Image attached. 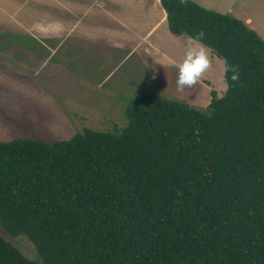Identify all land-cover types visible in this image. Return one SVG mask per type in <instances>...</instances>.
<instances>
[{
  "label": "trees",
  "instance_id": "obj_1",
  "mask_svg": "<svg viewBox=\"0 0 264 264\" xmlns=\"http://www.w3.org/2000/svg\"><path fill=\"white\" fill-rule=\"evenodd\" d=\"M167 30L235 65L205 110L140 93L121 128L0 140V264H264V40L228 13L159 0ZM222 96V98H221Z\"/></svg>",
  "mask_w": 264,
  "mask_h": 264
},
{
  "label": "rangeland",
  "instance_id": "obj_2",
  "mask_svg": "<svg viewBox=\"0 0 264 264\" xmlns=\"http://www.w3.org/2000/svg\"><path fill=\"white\" fill-rule=\"evenodd\" d=\"M64 1L69 9L63 12L57 0H0V140L51 142L83 128H121L123 106L140 93L155 92L200 110L211 93L223 94V60L210 51L211 69L194 86L178 91V69L169 61L182 59L189 37L171 34L165 23L150 30L156 7L146 3L128 10L121 1L100 0L105 8L91 13L94 22L83 20L86 35L81 37L73 21L63 26L69 17L64 14L72 12L71 0ZM192 1L243 21L264 40V0ZM111 10L120 20L128 18L129 27L113 23ZM27 33L55 37L36 42L21 35ZM66 34L71 38L63 41ZM0 235L25 257H35L24 236L9 237L1 227Z\"/></svg>",
  "mask_w": 264,
  "mask_h": 264
},
{
  "label": "crops",
  "instance_id": "obj_3",
  "mask_svg": "<svg viewBox=\"0 0 264 264\" xmlns=\"http://www.w3.org/2000/svg\"><path fill=\"white\" fill-rule=\"evenodd\" d=\"M113 4H115L117 1H121L122 5H126V9L130 10L131 8H144L146 6V3L150 4V6L156 7L158 9L157 12V19L154 20L150 30H152L157 24L159 23H165V14L163 9L160 6L159 0H112ZM57 6L61 9H63V12L65 11V9H69V6L67 5V1L63 0H57ZM71 8L72 12L67 11L64 15H68V18H64V22H63V26L66 25L67 20L69 19V21H73L74 22V28H77V34H79L81 37H83V35L85 36V29L81 27L83 20H87L89 22H94V17H90L91 13H94V10L96 8H105L103 2H101L100 0H71ZM89 14V16H87ZM134 15V14H133ZM137 17V16H136ZM130 18V17H129ZM138 19V18H137ZM136 19V20H137ZM110 20L117 24L122 26L123 28H125L127 26V28L129 27V20L128 18L126 20H123L121 18V20L119 19L118 15H116L115 12H113V10L110 11ZM140 19H138L139 21ZM149 30V31H150ZM83 31V32H82ZM149 31L147 33H149ZM75 34V33H74ZM24 38L27 37L29 39H31V41H36V42H43L46 40H51L50 38L53 36L55 37V35H53V33H42V34H38L37 36L40 37L38 38L35 34L32 33H27V34H21ZM70 34H66L62 39L63 41H66L68 38H71V35L69 37H67ZM144 36V35H143ZM79 38L78 36H74ZM80 39V38H79ZM43 47L47 48V45H44L42 43ZM120 46H123V44L121 43ZM113 47H117V48H121L119 46H113Z\"/></svg>",
  "mask_w": 264,
  "mask_h": 264
},
{
  "label": "clouds",
  "instance_id": "obj_4",
  "mask_svg": "<svg viewBox=\"0 0 264 264\" xmlns=\"http://www.w3.org/2000/svg\"><path fill=\"white\" fill-rule=\"evenodd\" d=\"M184 2L185 0H180V3L183 4ZM203 36L204 33L201 31L195 37H190L187 41L182 59L180 61H176L175 59L169 61L170 66L178 69V91L194 86L212 67L210 52L201 42ZM222 71L225 75L231 73L230 79L232 81L239 79L238 67L229 65L227 61L223 62ZM223 91H227V85H225Z\"/></svg>",
  "mask_w": 264,
  "mask_h": 264
}]
</instances>
